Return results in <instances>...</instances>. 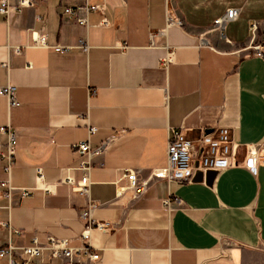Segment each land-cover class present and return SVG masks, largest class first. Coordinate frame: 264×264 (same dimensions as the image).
<instances>
[{
    "label": "crops",
    "instance_id": "1",
    "mask_svg": "<svg viewBox=\"0 0 264 264\" xmlns=\"http://www.w3.org/2000/svg\"><path fill=\"white\" fill-rule=\"evenodd\" d=\"M33 2L7 21L0 14V86H14L18 102L8 107L0 95V126L16 134L13 165L7 175L0 163V182L30 190L7 199L0 187V222L18 230L0 226V248L15 247L0 264L25 261L19 248L34 235L88 247L99 254L96 264H243L246 252L263 251L264 162L254 172L236 165L196 173L188 183L154 179L136 200L118 197L115 181L128 169L143 179L163 166L167 137L179 127L188 137L227 127L239 161L264 141V60L239 50L249 21H264V0ZM228 8L239 14L222 38L209 28ZM166 9L182 27H165ZM36 35L46 46L33 43ZM56 45L66 49L56 52ZM88 127L96 128L89 138ZM87 138L90 146L110 141L93 159L84 197L58 181L80 178L71 145ZM168 197L182 205L165 210ZM87 199L95 204L91 218L112 228H91L82 239ZM26 264L66 263L43 250Z\"/></svg>",
    "mask_w": 264,
    "mask_h": 264
},
{
    "label": "built area",
    "instance_id": "2",
    "mask_svg": "<svg viewBox=\"0 0 264 264\" xmlns=\"http://www.w3.org/2000/svg\"><path fill=\"white\" fill-rule=\"evenodd\" d=\"M166 1V0H165ZM33 0H0V14L7 21L8 18L19 11L22 7L33 5ZM91 9H97V6H90ZM66 15L73 13L69 8L63 11ZM239 14L238 8H228L225 12L213 19L209 30L217 32L223 38V29L227 22L235 20ZM79 24L85 23V18L75 17ZM100 24L105 25V20H101ZM177 26L182 27L183 21L172 15L170 10L166 9L165 27ZM164 30L157 33L162 34ZM153 33H150V37ZM205 39L200 35L199 43L203 44ZM33 43L38 46H46L45 40L41 36H35ZM77 47L85 50L87 48L85 39H79ZM123 44L120 48H123ZM66 48L62 46H54L56 52H62ZM250 52L254 57L264 60V21L251 20L247 24V38L244 45L239 49ZM17 51V49L15 50ZM171 58V52L165 54L162 62L168 63ZM15 87L12 85L0 86V95L7 100L8 107L18 106L15 99ZM96 128H87V137L94 133ZM0 133L5 135V142L0 144V163L3 172L7 175L10 173L13 165L15 154V131L8 125L0 126ZM121 133V131L116 132ZM115 133V134H116ZM114 134V135H115ZM113 136V135H112ZM111 136V137H112ZM110 137V138H111ZM88 138L71 145L72 150L79 156L80 160L76 166L81 171L78 180L71 177H64L58 183L66 185L71 192H77L87 197L90 179L89 171L93 167V159L100 157L106 150L110 138L101 141L95 146H90ZM258 146V145H257ZM257 146L249 148L247 156L239 161L237 156V144L232 140L230 131L227 127H215L211 130L199 129L195 137H188L186 129L179 127L172 129L166 141V159L165 164L161 167L152 169L147 177L139 178L136 170H125L115 181L117 187V196L128 194L130 200L138 199L147 189L150 182L154 179H164L166 181H174L177 183L191 182L196 173L213 172L218 173L226 168L241 165L254 172L259 163L264 162V151L258 149ZM38 180L42 178L41 170H36ZM124 179L125 183L119 185L118 182ZM0 187L6 190L3 193L7 199L11 198V193L17 191V197L23 198L30 194L29 189L13 188L9 186L8 181H1ZM165 210H172L182 205L177 197L164 198L161 202ZM95 204L90 200H86L83 209L80 211L79 217L85 223L83 230L79 236L82 239H88L89 230L94 228L98 231L107 232L112 226L108 221H96L90 216V212L94 209ZM10 231L15 233L18 230L12 229L8 224L1 223ZM15 247L7 243L5 248H0V258L9 257L10 252ZM25 256V261L20 264H26V261L39 257L43 250H47L51 257L61 258L66 264H96L99 260V254L92 252L88 247L79 246L72 247L67 243V239L55 238L53 236H45L44 241H39L36 235L31 238V244L19 248ZM9 264H15L11 260Z\"/></svg>",
    "mask_w": 264,
    "mask_h": 264
},
{
    "label": "rangeland",
    "instance_id": "3",
    "mask_svg": "<svg viewBox=\"0 0 264 264\" xmlns=\"http://www.w3.org/2000/svg\"><path fill=\"white\" fill-rule=\"evenodd\" d=\"M257 148L264 151V141L259 144ZM243 264H264V250H252L246 252Z\"/></svg>",
    "mask_w": 264,
    "mask_h": 264
}]
</instances>
